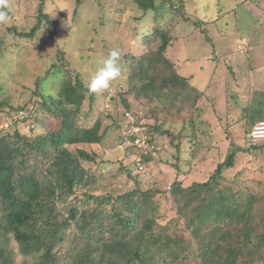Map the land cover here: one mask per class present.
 Instances as JSON below:
<instances>
[{"label":"rangeland","instance_id":"obj_1","mask_svg":"<svg viewBox=\"0 0 264 264\" xmlns=\"http://www.w3.org/2000/svg\"><path fill=\"white\" fill-rule=\"evenodd\" d=\"M79 1L76 6L75 0H8L10 19L6 24H0V110L4 109L6 113L8 110L4 107L28 108L39 96L53 98L58 90H69L75 82V70L82 73V80L87 83L102 57L112 49L121 52L120 78L112 83L110 89L96 94L93 102L86 96L78 118L80 127H90L99 119L101 132L106 133L100 149H94L99 155L96 163L83 162L91 183L86 189L77 187L74 197L83 200L85 191L101 197L121 196L135 189L140 192L159 191L166 174L158 170L174 164H179V178L184 188L193 182L205 183L232 151L231 143L238 144L237 148L247 153L237 152L233 168L223 172L217 189L242 193V200L250 191L263 194L264 149L253 150L246 145L245 125L235 122L238 112L225 116V108L227 104L230 108L236 106V93L247 94L250 84L260 86V92L254 97L264 101V0H246L245 4H241V0H155L156 11L148 12H143L134 0ZM39 13L50 14L48 21L56 22V26H49L44 20L40 33L26 37L37 24ZM194 24L200 25L195 27ZM156 31L176 38L165 56L175 60L181 75L191 78L190 85L203 90V83H208L214 73L197 109L187 110L190 100L182 106L175 101L171 103L168 90L154 93L147 86V80L138 76L142 55L150 48H156L147 42L154 39ZM240 44L247 46L245 54L239 50ZM60 53L70 64L66 70L59 68ZM212 107L220 115L212 112ZM123 108L130 110L127 112L133 119L134 113L141 120L137 122L135 119L145 131L147 129L141 123L157 126V131L149 135L153 139L149 151L154 150L151 156L158 163L151 166H155L153 172L158 174H152L150 179H141L137 185L130 180L134 179L133 176L127 177L120 163L124 160L127 163V159L138 162L139 155L134 148L126 151L121 144L127 125L126 120L119 121V118H124ZM71 110L67 107L68 114ZM13 113H10L12 117L0 113V137L12 134L8 122L15 119ZM188 120L194 124L203 122V131L185 130ZM59 124L58 119L43 118L42 124H36L33 129L29 130L24 125L19 128L30 141L56 131ZM165 131L171 135H163ZM142 146L146 147L145 140ZM68 149L76 151L72 146ZM131 169H134L133 165ZM139 169L140 177L146 178V170L145 173L142 167ZM168 181L166 178L164 185ZM171 184L170 179L168 186ZM164 198L155 196L149 200L154 212L149 211L146 217L156 218V224L166 233L188 237L184 226L187 215L179 218L171 196L167 193L166 200ZM191 211L186 213L190 215ZM144 219L138 223L141 230ZM11 247L16 260L24 259L12 240ZM185 264H194V261Z\"/></svg>","mask_w":264,"mask_h":264},{"label":"trees","instance_id":"obj_2","mask_svg":"<svg viewBox=\"0 0 264 264\" xmlns=\"http://www.w3.org/2000/svg\"><path fill=\"white\" fill-rule=\"evenodd\" d=\"M75 3L78 6L80 1L75 0ZM134 3L143 12L156 11L155 0H134ZM49 15L39 13L37 24L26 37L40 33L44 20L49 26H56V22L48 21ZM198 25L194 24L195 27ZM153 38L147 42L156 45V48H150L142 55L138 76L147 80V86L154 93L168 90L171 103L175 101L182 106L190 100L187 110L197 109L213 75L203 90L196 89L190 85L191 78L180 74L175 60L165 56L176 38L163 31H156ZM246 48L239 50L245 54ZM60 55L59 68L66 70L70 64ZM75 72V82L69 90H58L53 98L41 94L28 108L7 106L4 107L7 113L4 109L0 110L6 116H11V112H27L24 118L11 122L8 128H11L12 134L0 137V264H185L190 260L194 264H261L264 261V193L250 191L242 200V193L217 189L223 172L233 168L237 152L247 153L237 148L236 143L230 144L232 151L205 183L193 182L184 188L179 178V164H174L158 170L166 174L159 191L140 192L135 189L121 196L106 197L85 191L83 200L74 197L77 187L86 189L91 183L83 162L96 163L99 155L94 149H100L106 133L101 132L99 119L90 127L78 125L86 96L93 102L96 94H89L82 73ZM36 85L38 88L39 80ZM257 92H260L259 88L254 87L247 94L236 93L237 105L231 106L234 108L230 110L227 104L225 116L238 112L235 122L245 125L244 142L253 150H263L264 141L248 140L252 128L264 121V101L254 97ZM67 107L72 109L69 114ZM124 108L123 111H130ZM212 112L220 115L214 108ZM133 115L134 120L141 121ZM52 117L60 121L56 131H49L30 141L20 131V125L33 129L36 124H42L43 118L53 120ZM188 122L185 130L203 131V122ZM141 124L148 135L157 131V126ZM117 131L121 138L119 126ZM162 134L171 135L167 131ZM152 142L150 137V144ZM71 146L76 149L75 152L68 149ZM82 146H85L84 149L80 148ZM153 151L139 154L138 162L135 159L120 162L127 177H134L130 180L135 185L140 184L141 179H150L152 174H158L153 172L155 166H151L158 163L152 157ZM132 165L134 169H131ZM139 166L144 172L146 170V178L140 177ZM147 166L150 167L149 172ZM166 178L172 180L171 186H168L169 181L164 185ZM167 193L178 209L179 218L187 215L184 226L188 237L166 233L156 224V218L146 217L149 211L154 212L149 200L152 201L155 196L165 197L166 200ZM190 209L193 213L188 215L186 211ZM142 218L145 219L141 230L138 223ZM11 240L24 257L21 261L15 259ZM261 250L263 252L259 253Z\"/></svg>","mask_w":264,"mask_h":264},{"label":"clouds","instance_id":"obj_3","mask_svg":"<svg viewBox=\"0 0 264 264\" xmlns=\"http://www.w3.org/2000/svg\"><path fill=\"white\" fill-rule=\"evenodd\" d=\"M8 6V0H0V24H6L10 19ZM120 60L121 52L117 49L110 50L99 60L98 68L85 84L89 94H102L110 89L122 74Z\"/></svg>","mask_w":264,"mask_h":264},{"label":"built area","instance_id":"obj_4","mask_svg":"<svg viewBox=\"0 0 264 264\" xmlns=\"http://www.w3.org/2000/svg\"><path fill=\"white\" fill-rule=\"evenodd\" d=\"M244 44H240L238 48H242ZM245 47V46H244ZM31 110V108H29ZM3 114V113H2ZM27 112L19 111L14 114V118H24ZM6 116V115H5ZM131 117V118H130ZM9 118V117H7ZM14 119V120H15ZM123 120H126L127 125L126 129L123 130V137L122 142L123 146L126 148L127 151L130 148H134L138 154L145 155L149 152V148L152 144H150V136L145 133V129L142 128L129 114V112H125ZM13 120V121H14ZM12 120H9L8 124L11 125ZM27 129H31L27 127ZM140 133V135H139ZM145 140V148L142 146ZM248 140L250 142H262L264 141V121L258 122L251 130L250 134L248 135ZM149 142V143H148ZM150 144V145H149ZM153 155V154H152ZM130 158V157H128Z\"/></svg>","mask_w":264,"mask_h":264},{"label":"crops","instance_id":"obj_5","mask_svg":"<svg viewBox=\"0 0 264 264\" xmlns=\"http://www.w3.org/2000/svg\"><path fill=\"white\" fill-rule=\"evenodd\" d=\"M247 1L246 0H241L240 1V3L241 4H245ZM253 5H255V3H253ZM258 6V5H257ZM251 12L253 13V9H251ZM264 14V13H263ZM264 16V15H263ZM258 24H260L261 25V23L259 22V20H258ZM248 41V40H247ZM247 49V48H246ZM212 75H214V73L212 74ZM206 84L207 83H203V85H204V88H205V86H206ZM254 87H260V86H257V85H255V84H250L249 86H248V89L250 90V89H253ZM246 93V92H245Z\"/></svg>","mask_w":264,"mask_h":264}]
</instances>
